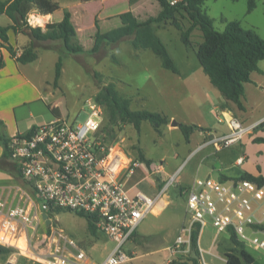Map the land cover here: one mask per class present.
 I'll return each instance as SVG.
<instances>
[{
  "label": "built area",
  "instance_id": "built-area-1",
  "mask_svg": "<svg viewBox=\"0 0 264 264\" xmlns=\"http://www.w3.org/2000/svg\"><path fill=\"white\" fill-rule=\"evenodd\" d=\"M164 1L177 6L185 0ZM33 16L40 15L31 11L25 19L31 27H35ZM84 103L87 116L82 123L55 117L6 140L8 159L24 186L15 185L18 201L13 205H8L0 192V245L40 264L127 263L134 255L126 252L124 245L170 184L162 177V163L150 162L144 164L150 172L147 178L152 183L161 180L159 190L155 195L138 188L130 192L124 182L143 162L122 146L123 138H104L100 131L103 108L95 97ZM219 121L226 124V134L207 139L201 146L211 145L214 150L229 147L256 126H245L224 112ZM243 160L238 157L236 164ZM185 206L189 219L169 247L172 253L190 254L192 229L198 225L201 231L209 221L217 234L233 233L245 247L264 256V181L196 177L186 190ZM60 209L87 216L97 232L114 242L102 261L95 262L75 238L56 225L54 214ZM42 212L48 214V224ZM197 249L202 264H208L204 254L209 250Z\"/></svg>",
  "mask_w": 264,
  "mask_h": 264
},
{
  "label": "rangeland",
  "instance_id": "rangeland-1",
  "mask_svg": "<svg viewBox=\"0 0 264 264\" xmlns=\"http://www.w3.org/2000/svg\"><path fill=\"white\" fill-rule=\"evenodd\" d=\"M154 2L155 5L153 0H140L136 5L135 12L141 13L142 17L150 14L155 15L159 4L155 0ZM255 2V7L250 11L247 10V0H205L202 8L213 19V25L218 30L224 28L226 21L238 20L241 26L254 29L259 35L264 36V0H255ZM126 4L128 1L122 0L116 6L107 8L103 12L118 10ZM178 18L183 28L189 25L187 18L181 16ZM105 22L107 25H98L101 31L119 25V20L116 17ZM160 26H163V30H156V32L164 42L179 71L196 70L188 80L192 84L196 79L193 88H190L189 84H185L184 88L182 82L177 81L174 77H169L173 76L172 72L162 68L159 58L149 49L135 50L129 43L124 47L118 45L120 41L116 45L105 44L111 46L110 51H108L109 48L101 46L94 54L87 51L76 55L59 53L65 65L60 89L63 91L62 99L65 102L63 108L65 107L67 110L64 116L67 117V120L82 123L87 116L84 101L86 98L92 97L97 88L87 67L101 72L106 81L114 83L120 93L131 99L130 107L133 109L194 111L190 106L196 107L197 100H199L202 105L197 108L200 111H206L208 104L217 100L209 90L211 88L219 93L218 90L210 84L193 50L181 42L179 30L168 20L163 21ZM190 39L193 44L200 42L202 40L200 30L194 28ZM49 41L59 45L58 40ZM37 48L42 53H53L44 52L40 47ZM111 55L116 56L115 60L111 58ZM42 65L44 69L47 68L44 61ZM241 101L244 109L234 108V111H239L240 116L253 119L264 112V59L258 62V69L251 72L250 82L245 84ZM233 115L236 116V114ZM105 123L106 118L103 112L101 133H104ZM165 126L167 125L161 126L160 133H157L148 121H142L138 131L131 124H124L113 138H123L122 146L133 155L139 157L140 148L151 163H162L164 174H167L165 180L170 181L163 195V198L167 200L165 206L159 213H147L141 220L132 239L123 247L134 257L127 263L121 264L191 263L188 253L185 256L172 253L169 247L173 245L176 235L181 233L182 226L188 222L189 215L185 206L186 190L196 177L206 176L205 171L201 170L199 166L200 164L204 166L205 160L201 159L200 154L196 151L189 153L190 147L179 128L174 126L172 129H166ZM195 133L197 134L198 131ZM197 137L202 140L200 135L197 134ZM210 149L213 150L212 147ZM213 151L207 160L216 158V152ZM256 155L254 162L260 163L259 155L264 156V152H256ZM211 176L215 177V175ZM159 181V179H155L152 183L149 179H143L139 188L147 194L150 193L148 191L157 193L162 184ZM16 184L24 186L15 169L0 170V192L3 196L7 193L14 194ZM54 218L56 225L78 240L81 247L95 262L102 261L112 250L114 242L104 234H99L97 240L90 243L89 239L92 234L87 228V219L84 216L70 210L60 209L54 214ZM182 233L185 235L184 232ZM201 236L204 244L210 249V253L204 254V260L208 264H223L225 252L229 251L232 246L229 235L225 232L217 234L214 226L208 221L202 228ZM246 251L257 264H264V256L259 251L250 247H246ZM7 261L12 264H40L14 252L0 254V264H5ZM198 264H202L200 259H198Z\"/></svg>",
  "mask_w": 264,
  "mask_h": 264
},
{
  "label": "trees",
  "instance_id": "trees-1",
  "mask_svg": "<svg viewBox=\"0 0 264 264\" xmlns=\"http://www.w3.org/2000/svg\"><path fill=\"white\" fill-rule=\"evenodd\" d=\"M132 1V0H131ZM160 10L155 16L139 19L131 10H126L114 15L119 20V25L101 31L98 26L92 36L91 48L87 51L94 54L103 44L116 45L119 41L127 39L133 49H150L160 58L164 68L178 72L172 57L165 44L155 33L154 24L168 20L180 32L181 42L191 48L198 60L202 71L208 77L209 82L218 90L224 99L235 105L239 110L244 109L241 98L244 94V83L250 81L252 71L258 69V62L264 59V36L259 35L254 29L241 26L238 20H228L222 30L213 25V19L202 8L205 0H185L177 6H168L164 0H156ZM256 5L255 0H247V10H252ZM58 0H0V14L9 17L11 23L0 26V46L4 47L10 57L17 62H31L37 58V47H50L45 44L47 40H58L59 45H54L59 53L76 55L85 52L82 44L73 42L76 35V27L71 20L70 13L65 10L59 22L46 23L44 29L41 26L31 27L26 23V16L31 11L39 14H48L58 8ZM178 16L185 17L189 25L185 28L179 23ZM22 27L29 35L30 40L21 47L19 54L8 44V30L15 31ZM197 28L201 32L202 40L196 44L190 39L191 32ZM115 60V57L111 55ZM80 60V58H78ZM81 61V60H80ZM3 64L0 56V66ZM61 58L55 63L54 84L60 75ZM90 70L94 83L98 88L95 99L101 104L106 118L104 125L105 139L112 140L122 125L131 124L137 131L142 121H148L157 133L160 128L169 123V116L162 112L147 109H132L131 99L120 93L114 83L105 80L103 74L97 70ZM186 142L189 135L196 129L202 130L194 124L178 123ZM254 129L264 132V120L256 124ZM7 138L0 135V143L3 145V153L0 156V170L11 171L15 169L13 163L8 159L6 151ZM256 142L264 143V135L254 137ZM139 159L149 166L150 161L139 151ZM16 170V169H15ZM249 179L256 182L264 181L263 175H252L241 172L237 177ZM59 211V210H57ZM87 219V228L91 234L96 231ZM199 226L195 225L191 231L190 243L196 257L190 256V264H198L197 238ZM229 241L232 246L225 252L224 264H257L253 257L246 251V247L231 233ZM14 249L0 245V254H11Z\"/></svg>",
  "mask_w": 264,
  "mask_h": 264
},
{
  "label": "crops",
  "instance_id": "crops-1",
  "mask_svg": "<svg viewBox=\"0 0 264 264\" xmlns=\"http://www.w3.org/2000/svg\"><path fill=\"white\" fill-rule=\"evenodd\" d=\"M126 1H128V4L121 6L118 10H109L103 12L107 8L116 6L117 3L122 2V0H58V8L51 13L39 14L36 11L32 12L37 13L42 17L43 26L41 27L42 29H44V25L46 23L59 22L63 17L64 11L67 10L70 13L71 20L76 27V35L73 37L72 41L79 42L80 44H82L84 51H88L92 46V36L96 30V26L106 24L105 21L111 19L114 15L126 10H131L138 16L139 19H144L148 16L157 15L158 11L160 10V6L158 10L155 6V9L157 10L155 15L150 14L142 17L141 13L139 14L135 12L136 5L140 0ZM153 3L155 5L154 0ZM10 23L11 20L7 15H5L4 13L0 14V26H6ZM161 24L162 22L154 24L156 34V30H163V26H160ZM7 38L8 44H10L13 49H15L17 54H19V52L21 51V47L27 44L30 40V37L25 32V29L18 26L15 31L11 29L8 30ZM128 43L130 44V41L124 39L121 40L118 45L124 47ZM45 44L49 45L50 47H40V49H42L44 52L53 53H42L40 52L39 48H36L37 58L31 62L26 63L17 62L13 57H10L8 51L4 47L0 46V56L3 61V64L0 66V135L6 138L16 133L27 132L31 128L39 124L49 122L55 117L67 119V117L64 116L65 111L67 110L65 109V107L63 108V103L65 106V102L62 99L63 91L60 89L61 80L65 73L64 61H62L61 59L60 75L56 80V83L54 84L55 63L59 57L61 58V53L59 54L56 48H52L56 43H53L52 41L48 42L47 40ZM101 46L109 48L108 51H110L111 46L109 47L105 44ZM43 61L46 63V69H44L42 65ZM159 61L160 66L164 68L161 64L160 58ZM175 66L178 69V66L176 64ZM166 70L172 72L173 76L169 77H174V79H176L177 81L182 82L184 84V88L185 84H189L190 88H193L194 83H196V79L193 80L192 84L188 81L192 74L196 72V70L194 69H189L185 72H181L179 71V69L178 72H174L170 69ZM246 83L248 82H245V84ZM97 91L98 88H96L92 97L96 95ZM209 91L215 95L217 100L212 102L211 104H208L209 106L208 108H206V111H200V109L197 108L202 105V102L197 100L196 107L190 106L194 111L185 110L157 112L166 114L167 116H169L170 120L174 119L178 123L194 124L202 127V130L196 129L190 133L187 144L190 147L189 153L191 151H196V153L200 154L201 159L203 158L205 160L204 166L202 164L199 165L200 169L205 171L206 176L204 177H212L211 175H215V177L213 178L232 179L237 177L241 172H248L255 176H264V156L259 155L260 163L254 162V159L257 157L256 152H264V143L256 142L253 140L254 137L264 135V132L260 129H253L252 131L248 132L238 143H235L226 148L215 150L216 158L213 160H207V158H209V156L213 154L214 149H210V147H212L211 145L201 146L202 143L207 139L224 135L228 131L226 124L222 121H219V117L221 116L222 112L232 115L236 114L235 117H237L245 126L255 125L264 120V112L253 119H248L247 117L240 116L239 111H234V104L227 102L220 93H216V91H214L213 89L210 88ZM59 93L61 94L59 95ZM205 102L208 101L205 100ZM169 123L167 124V126H165L166 129H172L174 127ZM175 127L178 128V126ZM197 131V134L202 137V140H199V138L197 137V134L195 133ZM139 150L141 151L140 148ZM2 153L3 145L0 143V156L2 155ZM141 153L146 158L143 151H141ZM240 156H242L244 160L241 165H238L236 164V159ZM144 164L145 163L143 162L142 165L138 166L135 171L126 178L124 185L130 192H133L135 188L140 189L139 185L143 181V179H148L147 176L148 174H150V172ZM164 173L165 170L163 168V178H165V175H167ZM159 182H161V180ZM148 192H150L148 193L149 195L156 194L155 191ZM4 198L7 201L8 205H13L18 201L14 194L10 195L9 193H7ZM163 201L166 204L167 200L161 197L158 200L156 207H160ZM165 204L158 212H155V214L159 213L163 209ZM201 231H199V235L197 238V247L210 250L209 246H206L203 242ZM99 234L101 233L95 231L94 234H92L91 239H89L90 243H93V241L97 240L96 238ZM77 242L79 244L78 240ZM180 255L185 256L187 255V253H181ZM189 256L196 257V254L194 253L192 248Z\"/></svg>",
  "mask_w": 264,
  "mask_h": 264
},
{
  "label": "water",
  "instance_id": "water-1",
  "mask_svg": "<svg viewBox=\"0 0 264 264\" xmlns=\"http://www.w3.org/2000/svg\"><path fill=\"white\" fill-rule=\"evenodd\" d=\"M169 124L171 126H178V122H176L174 119H171ZM151 177L154 178L155 176L153 174H151ZM41 216H42V218L45 219V223L48 224L49 223L48 214L45 212H42ZM5 264H12V263L10 261H7Z\"/></svg>",
  "mask_w": 264,
  "mask_h": 264
},
{
  "label": "bare ground",
  "instance_id": "bare-ground-1",
  "mask_svg": "<svg viewBox=\"0 0 264 264\" xmlns=\"http://www.w3.org/2000/svg\"><path fill=\"white\" fill-rule=\"evenodd\" d=\"M32 23H34V24H37V23H43V21H42V17H41V16H33V17H32ZM164 204H165V203H164V201H163V202L161 203V206H160V207H155V208H153V212H154V213H155V212H158Z\"/></svg>",
  "mask_w": 264,
  "mask_h": 264
}]
</instances>
